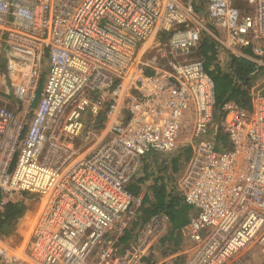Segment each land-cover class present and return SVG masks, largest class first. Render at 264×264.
<instances>
[{
	"label": "built area",
	"instance_id": "2783aa9c",
	"mask_svg": "<svg viewBox=\"0 0 264 264\" xmlns=\"http://www.w3.org/2000/svg\"><path fill=\"white\" fill-rule=\"evenodd\" d=\"M202 39L222 65L253 64L249 109L216 119ZM185 121L182 264L264 255V0H0V210L35 205L0 264H147L170 223L155 214L122 243L144 198L129 187Z\"/></svg>",
	"mask_w": 264,
	"mask_h": 264
},
{
	"label": "trees",
	"instance_id": "16d2710c",
	"mask_svg": "<svg viewBox=\"0 0 264 264\" xmlns=\"http://www.w3.org/2000/svg\"><path fill=\"white\" fill-rule=\"evenodd\" d=\"M198 50L197 55L202 59L207 73L215 84L216 119L223 116L221 109L226 102H235L240 108L249 109V89L254 82V78L250 76L253 64L247 60L231 58L226 62V65H222L217 48L207 39H202ZM102 119V116L98 117L99 122ZM218 140L225 142L223 138ZM189 152L187 150L185 153L187 157L190 155ZM144 161H146V157L142 164ZM142 171L144 177H147V168L142 165L139 178L130 184L129 189L134 195L141 192L139 186L144 180V177L141 178ZM160 180L159 185H152L149 188L151 193H144L142 206L136 212L137 215L135 214L136 217L134 221L132 220L130 229L125 231L122 236V243L130 242L131 233L144 225L152 215L159 213L168 217L171 227L167 236L163 237L160 242L162 244L168 242L171 247L177 239L179 242H183L182 230L189 223L193 210L184 203L176 187L169 188L167 185L169 179L167 183L163 179ZM28 215L29 207L23 200L12 201L4 205L0 210V238L10 237L25 229L28 224ZM170 251L172 252V250ZM147 264H153L151 259H148Z\"/></svg>",
	"mask_w": 264,
	"mask_h": 264
},
{
	"label": "rangeland",
	"instance_id": "374dc122",
	"mask_svg": "<svg viewBox=\"0 0 264 264\" xmlns=\"http://www.w3.org/2000/svg\"><path fill=\"white\" fill-rule=\"evenodd\" d=\"M163 36L164 35H161V37ZM2 72L4 73L5 70L3 69ZM188 128H189V124L188 122L185 121L180 130L178 145L174 152L167 153V154H151V155L146 156V161H144L142 165L144 168H147V173H146L147 177H144V172H143L144 170H143L141 178L144 177V180L142 183H140V186H139L142 193H151L149 188L152 185H159L161 182L160 179H163L165 183H167L169 179L170 181L167 183V185H169L170 189L173 187H176L177 180L188 161V157L190 156L189 155L187 157L185 153L187 152V150H189L190 151L189 153H191V147L189 143L190 140L188 136ZM155 180H158V181H155ZM30 210H31V207H30ZM136 215L133 217L132 219L133 221ZM21 231L22 230H20V232ZM8 242L11 244H14L17 242V239L16 237H13L12 239L8 238ZM184 246H185L184 241L179 242L177 239L172 244V247H171V244H169L168 247L164 250H166V253L169 252V250H172V252L178 253V251L180 252ZM156 254H159L158 249L156 250ZM163 256H165L164 253H163ZM263 258H264V255L262 254L260 247H258L257 245H252L247 250V252L242 254L240 258L235 261V263L236 264H264ZM175 259H176L175 263L177 264H181L183 262L182 258H180L179 256L176 257Z\"/></svg>",
	"mask_w": 264,
	"mask_h": 264
},
{
	"label": "crops",
	"instance_id": "0c3cea01",
	"mask_svg": "<svg viewBox=\"0 0 264 264\" xmlns=\"http://www.w3.org/2000/svg\"><path fill=\"white\" fill-rule=\"evenodd\" d=\"M4 61L2 60L1 61V66L3 67V69L5 70V72H4V77H21V71L20 70H18V69H16V68H8V71H7V74H6V69H5V63H3ZM17 81H18V79H16V78H14L13 79V84H17ZM8 82V81H7ZM40 85H42V80H41V82H40ZM39 92H40V90H37V95H36V100H35V102H34V104H33V107L35 106V104H36V101H37V99H38V97H39ZM26 205H28V207H29V215H31L32 214V211L34 210L33 208H35V205L33 204V203H29V202H27V203H25ZM30 207H31V210H30ZM28 215V216H29ZM153 216V215H152ZM151 216V217H152ZM170 224H169V227L167 228V231L165 232V234H163V235H161L160 237H159V239H158V241H156L155 242V249H154V253H152V255H151V258H152V260H151V262L153 263V264H176L175 263V258L176 257H178V255H179V253L184 249V247L182 248V250L179 252L178 251V253H176V252H167L166 253V250H164V249H166L167 247H168V245H169V243L168 242H166V243H164V244H162L160 241H161V239L163 238V237H165V236H167V234H168V232H169V230H170ZM26 228L25 229H23L21 232L20 231H18L16 234H14V235H11L10 236V239H12L13 237H16V239H17V241H20L21 239H23L25 236H26ZM159 250V254H156V250ZM180 250V249H179ZM245 252H247V250L245 251ZM244 252V253H245ZM163 253H164V255L165 256H163ZM243 253V254H244ZM240 258V257H239ZM238 258V259H239ZM160 259H161V261H160ZM237 259V260H238ZM263 263H264V258H263ZM182 264V263H181Z\"/></svg>",
	"mask_w": 264,
	"mask_h": 264
}]
</instances>
